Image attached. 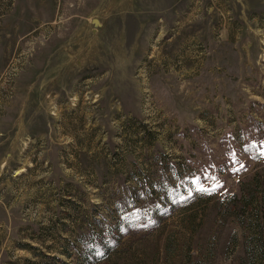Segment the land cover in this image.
Masks as SVG:
<instances>
[{
  "label": "rangeland",
  "instance_id": "1",
  "mask_svg": "<svg viewBox=\"0 0 264 264\" xmlns=\"http://www.w3.org/2000/svg\"><path fill=\"white\" fill-rule=\"evenodd\" d=\"M88 229L264 264V0H0V264Z\"/></svg>",
  "mask_w": 264,
  "mask_h": 264
},
{
  "label": "trees",
  "instance_id": "2",
  "mask_svg": "<svg viewBox=\"0 0 264 264\" xmlns=\"http://www.w3.org/2000/svg\"><path fill=\"white\" fill-rule=\"evenodd\" d=\"M166 215L167 213L162 214L164 217ZM92 219L93 222H97L95 218ZM126 221L127 215L121 213L119 223L125 224ZM125 233V230H123L119 237ZM119 239L114 237L110 231L102 235L100 233L95 234L94 229H88L86 234L79 236L78 242L70 250L64 246L59 250H54L51 253L52 255L38 253L34 256L42 262L50 264H98L108 257L109 250L116 246ZM60 256L62 259L59 258Z\"/></svg>",
  "mask_w": 264,
  "mask_h": 264
}]
</instances>
